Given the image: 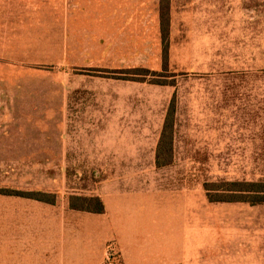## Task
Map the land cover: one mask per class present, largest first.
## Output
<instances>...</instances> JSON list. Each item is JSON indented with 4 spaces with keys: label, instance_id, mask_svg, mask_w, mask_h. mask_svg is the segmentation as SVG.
Instances as JSON below:
<instances>
[{
    "label": "rangeland",
    "instance_id": "374dc122",
    "mask_svg": "<svg viewBox=\"0 0 264 264\" xmlns=\"http://www.w3.org/2000/svg\"><path fill=\"white\" fill-rule=\"evenodd\" d=\"M165 6L166 38L161 23L160 40L127 69L34 72L33 86L2 88L3 112L44 116L28 123L44 130L49 166L24 177L35 191L48 183L60 205L118 191L191 193L211 239L219 228L264 264V204L211 202L206 190L220 197L228 183L264 182V0ZM173 100L175 160L159 169Z\"/></svg>",
    "mask_w": 264,
    "mask_h": 264
},
{
    "label": "crops",
    "instance_id": "0c3cea01",
    "mask_svg": "<svg viewBox=\"0 0 264 264\" xmlns=\"http://www.w3.org/2000/svg\"><path fill=\"white\" fill-rule=\"evenodd\" d=\"M162 10L163 0H0V190L49 194L48 183L35 191L24 177L49 166L44 130L28 123L44 116L3 112L2 88L33 86L34 72L125 70L146 56L147 41L160 40ZM100 198L105 213L93 214L0 193V264L252 263L219 228L211 239L191 193Z\"/></svg>",
    "mask_w": 264,
    "mask_h": 264
},
{
    "label": "trees",
    "instance_id": "16d2710c",
    "mask_svg": "<svg viewBox=\"0 0 264 264\" xmlns=\"http://www.w3.org/2000/svg\"><path fill=\"white\" fill-rule=\"evenodd\" d=\"M166 1L163 0L162 10V28L164 39L168 33L167 24L170 23L169 11L165 6ZM149 72V71H145ZM175 137H176V101L173 100L171 107L164 121L163 130L158 143L156 153V166L159 169L169 167L175 160ZM234 189H227V194L220 197L212 195L210 189L206 188L208 198L211 202H244L253 205L264 204V182H234L228 183ZM233 192V194H228ZM0 193L7 195H16L25 198H31L43 202L54 204L55 198L43 193H25L10 190H0ZM72 209L93 213H105V204L99 197H72L70 202Z\"/></svg>",
    "mask_w": 264,
    "mask_h": 264
},
{
    "label": "built area",
    "instance_id": "2783aa9c",
    "mask_svg": "<svg viewBox=\"0 0 264 264\" xmlns=\"http://www.w3.org/2000/svg\"><path fill=\"white\" fill-rule=\"evenodd\" d=\"M116 253L113 245H109L107 248V258L108 262L111 263L112 260L115 258Z\"/></svg>",
    "mask_w": 264,
    "mask_h": 264
}]
</instances>
